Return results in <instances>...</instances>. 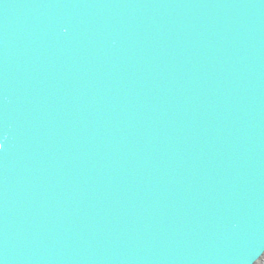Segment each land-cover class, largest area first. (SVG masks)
I'll use <instances>...</instances> for the list:
<instances>
[{"label": "water", "instance_id": "obj_1", "mask_svg": "<svg viewBox=\"0 0 264 264\" xmlns=\"http://www.w3.org/2000/svg\"><path fill=\"white\" fill-rule=\"evenodd\" d=\"M59 2L0 0V264L260 262L264 0Z\"/></svg>", "mask_w": 264, "mask_h": 264}, {"label": "snow or ice", "instance_id": "obj_2", "mask_svg": "<svg viewBox=\"0 0 264 264\" xmlns=\"http://www.w3.org/2000/svg\"><path fill=\"white\" fill-rule=\"evenodd\" d=\"M56 6H59V7H74V6H77L76 3H74V0H60V2L56 5ZM65 31H67V29H65ZM3 134V129L0 128V135ZM3 144L0 143V148H3Z\"/></svg>", "mask_w": 264, "mask_h": 264}, {"label": "bare ground", "instance_id": "obj_3", "mask_svg": "<svg viewBox=\"0 0 264 264\" xmlns=\"http://www.w3.org/2000/svg\"><path fill=\"white\" fill-rule=\"evenodd\" d=\"M257 264H264V257H263V259H262L260 262H258Z\"/></svg>", "mask_w": 264, "mask_h": 264}]
</instances>
